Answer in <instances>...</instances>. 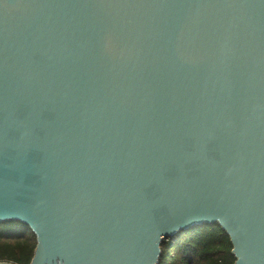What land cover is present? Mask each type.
<instances>
[{
    "label": "water",
    "instance_id": "obj_1",
    "mask_svg": "<svg viewBox=\"0 0 264 264\" xmlns=\"http://www.w3.org/2000/svg\"><path fill=\"white\" fill-rule=\"evenodd\" d=\"M9 220L29 264H158L214 223L264 264V0H0Z\"/></svg>",
    "mask_w": 264,
    "mask_h": 264
},
{
    "label": "trees",
    "instance_id": "obj_2",
    "mask_svg": "<svg viewBox=\"0 0 264 264\" xmlns=\"http://www.w3.org/2000/svg\"><path fill=\"white\" fill-rule=\"evenodd\" d=\"M35 246L27 225L0 222V261L29 264ZM231 249L229 236L218 224L194 226L163 241L158 264H234Z\"/></svg>",
    "mask_w": 264,
    "mask_h": 264
}]
</instances>
